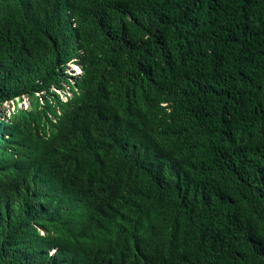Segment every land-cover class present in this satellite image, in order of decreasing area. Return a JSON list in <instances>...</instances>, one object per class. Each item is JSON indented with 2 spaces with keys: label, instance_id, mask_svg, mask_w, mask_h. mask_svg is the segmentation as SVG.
<instances>
[{
  "label": "trees",
  "instance_id": "obj_1",
  "mask_svg": "<svg viewBox=\"0 0 264 264\" xmlns=\"http://www.w3.org/2000/svg\"><path fill=\"white\" fill-rule=\"evenodd\" d=\"M0 159V264H264V0H0Z\"/></svg>",
  "mask_w": 264,
  "mask_h": 264
},
{
  "label": "clouds",
  "instance_id": "obj_2",
  "mask_svg": "<svg viewBox=\"0 0 264 264\" xmlns=\"http://www.w3.org/2000/svg\"><path fill=\"white\" fill-rule=\"evenodd\" d=\"M77 70H79L80 73H78ZM70 71H71V74L74 76H79V75H82V73H83L81 66L79 64H77L76 62L70 63ZM58 92H60L62 97L64 98V100L67 101L66 93L63 91H58ZM68 95L71 96L72 94L69 92ZM18 99H20V98H18ZM13 102L16 103L14 105V109H15L16 105H18L19 102L18 103L16 101H13ZM29 108H30V106H28L27 108H20V110H28ZM10 116H8V117H10ZM1 162H2V159H0V165H1ZM1 207H2V201L0 200V231L1 230H7V229H13V224L11 223L7 213H5ZM40 233L42 236L45 237L44 231H41ZM12 245L17 246L20 244L14 243ZM47 247H48V244L46 243V241L45 242L42 241L39 244H37L36 246H33L32 244H29L26 246V248L30 252H39V255H45L46 253H49L51 259L56 258V260H57L56 264H79L80 262H82V258L80 257L81 255L78 253H75L72 251V254H71L68 251H64V252H61L58 254L56 249H54L52 247L47 249ZM49 264H52V263L49 261ZM82 264H83V262H82Z\"/></svg>",
  "mask_w": 264,
  "mask_h": 264
},
{
  "label": "rangeland",
  "instance_id": "obj_3",
  "mask_svg": "<svg viewBox=\"0 0 264 264\" xmlns=\"http://www.w3.org/2000/svg\"><path fill=\"white\" fill-rule=\"evenodd\" d=\"M78 73H80L79 70H77ZM19 102L18 105H16V108L14 109L15 102H7L2 106V110L10 116L11 114H14V112H17L20 108H27L28 106H31L29 98L27 96H22V99L17 100Z\"/></svg>",
  "mask_w": 264,
  "mask_h": 264
}]
</instances>
